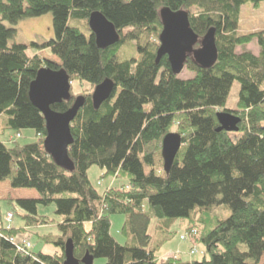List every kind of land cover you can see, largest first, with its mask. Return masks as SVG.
Segmentation results:
<instances>
[{
	"label": "trees",
	"instance_id": "trees-1",
	"mask_svg": "<svg viewBox=\"0 0 264 264\" xmlns=\"http://www.w3.org/2000/svg\"><path fill=\"white\" fill-rule=\"evenodd\" d=\"M263 1L0 0V120L5 116L0 122V181L38 193L36 198H8L21 210L24 226L10 224L15 213L9 211L8 222L0 204V264H64L69 239L78 259L88 253L94 261L106 258V264H264V29L243 32L239 27L242 7ZM165 7L187 11L199 39L216 29L213 66L203 68L189 55L185 66L194 76L182 78L173 73L167 55L157 62ZM94 11L115 25L118 43L107 48L96 44L89 27ZM49 12L54 38L10 44L18 29L5 22L17 24ZM71 19L84 20L89 32L71 25ZM129 41L135 42L139 57L120 60ZM254 41L259 54L237 51ZM31 47L34 53H29ZM42 50L60 62L42 56ZM43 67L64 68L72 83L80 84L81 90L74 94L72 87V99L55 103L54 110H68L78 94L86 97L71 123L72 171L46 151V120L29 96ZM106 79L115 88L95 108L92 93ZM235 81L240 83L238 108L229 109L225 105ZM221 110L241 118L239 131L217 130ZM27 129L37 136L31 143L1 139L6 132L21 137ZM170 132L180 133L183 144L166 172L162 143ZM95 165L103 177L119 183L101 191L89 176ZM220 204L228 205L231 214L212 221L210 207ZM50 205L58 217L40 211ZM194 212L202 225L180 238L194 236L207 256L183 261L178 250L161 259V247H150L152 219L190 218ZM113 214L126 215L122 231L131 234L132 244H121L112 235ZM52 224L59 233L38 229ZM34 235L53 244L56 252H35Z\"/></svg>",
	"mask_w": 264,
	"mask_h": 264
},
{
	"label": "water",
	"instance_id": "water-1",
	"mask_svg": "<svg viewBox=\"0 0 264 264\" xmlns=\"http://www.w3.org/2000/svg\"><path fill=\"white\" fill-rule=\"evenodd\" d=\"M160 13L163 30L157 50V62L167 55L171 69L177 75L184 69L189 55H192L194 61L203 68H209L216 63L218 47L214 27L210 28L202 39H199V35L191 27L187 11H176L165 7L161 9ZM89 27L100 48H107L118 43L121 39V34L115 25L99 11L91 13ZM198 43L200 46L196 47ZM114 88L115 83L111 79H106L98 84L92 93L94 107L99 108L111 96ZM71 89L72 81L67 71L64 68L52 69L50 67H43L38 71L29 89L31 101L42 111L46 120L44 147L59 166L69 171L75 167L69 156V146L74 141L71 123L85 104L86 97L84 95L76 96L72 106L64 112L54 110L52 105L64 100H71L73 97ZM217 117L219 120L218 131H239L241 118L238 115L222 110L217 113ZM182 144L183 138L180 133L170 132L165 135L162 143V156L166 172L170 171ZM65 255L64 264L94 263V258L88 253L82 259L75 256L74 244L71 239L66 243Z\"/></svg>",
	"mask_w": 264,
	"mask_h": 264
},
{
	"label": "rangeland",
	"instance_id": "rangeland-1",
	"mask_svg": "<svg viewBox=\"0 0 264 264\" xmlns=\"http://www.w3.org/2000/svg\"><path fill=\"white\" fill-rule=\"evenodd\" d=\"M84 20H77V19H71L70 24L73 26L79 27L82 31L85 33H88L89 30L84 28V25L82 24ZM5 24L9 27H15L18 29V33L15 36L14 39H11L10 44L14 42L18 43H26L30 44L32 41L36 42H45L50 40L51 38H54V27H53V13L49 12L42 16L37 17H31L26 18L21 21H19L17 24H12L9 22H5ZM240 30L243 32H249V31H256L264 29V1L259 5L255 6L254 3L248 2L242 7L241 11V17H240V23H239ZM200 43L196 45V47H199ZM244 50H250L256 54H259L261 52V48L258 45L257 41H254L250 44L243 45L237 48L238 52H242ZM35 49L33 47L29 48V53H34ZM40 54L46 58H49L55 62H60L57 56L50 54L46 50H42ZM133 57H139V53L137 51V47L134 41L127 42L123 48L120 51L119 59L120 60H126L131 59ZM194 76V73L189 70L186 66L180 73L179 77L182 78H189ZM80 84L79 82H73V93L76 94L78 91L81 90L79 88ZM240 91V83L238 81H235L232 87V90L230 92L229 98L227 100V103L225 105L226 108L229 109H237L238 108V94ZM73 94V95H74ZM81 95V94H78ZM77 95V96H78ZM222 111V110H221ZM5 116L0 120V122H3ZM17 137L18 142L21 144H28L36 140L37 136L34 130L27 129L22 131V136L19 135H11L9 132L5 133L4 137L5 140L9 139L10 141L14 140ZM104 171L99 166H92L89 169V176L92 182H94L98 188L103 191L106 189V187L109 186V184L112 181L111 176H105L103 177ZM119 179L116 180L115 183H119ZM0 183V204L2 207L3 214H8L9 211H13L15 213V219H14V225L17 226H24V221L21 216V210L18 206L12 205L8 198H29L32 197V194L30 192L26 191H32L31 189L26 188H13L9 181H1ZM6 183V184H5ZM55 207L54 205H50L47 207H41L40 211L43 213L46 212L47 214H50L51 216L58 217L57 214L54 212ZM8 212V213H7ZM197 213H200V210L197 208ZM231 214V209L226 204H220V205H214L210 207V215L211 220L213 216H216L218 219H225ZM111 233L116 238V240L121 244H132L129 235H125L123 233V226L126 222V215L124 214H113L111 216ZM13 221H11L10 224H12ZM195 219V212L193 213L192 217L190 218H153L149 227V234L152 236V241L150 247L158 246V248L161 247L159 250V256L161 259H165L166 255L165 253L168 252H176V251H182V254L188 253L190 251V246L193 245L194 248L197 249V252L194 253L192 256L188 255H181L183 261H191V260H203L204 257L207 256L205 253V246L204 244L197 240L194 236H191L193 240H187L183 241L180 238V235L184 233H189L190 227H196L199 230V224ZM44 230H41L42 232H52L54 234L59 233V228L57 224H52L46 226ZM41 235V234H40ZM33 244H34V251L39 252L40 250L46 252V253H55L57 250L56 247L53 244H45L41 237L38 235H34L33 238ZM165 240L162 246H160L159 241ZM264 261V257H263ZM107 259L106 258H97L95 259L94 264H106Z\"/></svg>",
	"mask_w": 264,
	"mask_h": 264
},
{
	"label": "crops",
	"instance_id": "crops-1",
	"mask_svg": "<svg viewBox=\"0 0 264 264\" xmlns=\"http://www.w3.org/2000/svg\"><path fill=\"white\" fill-rule=\"evenodd\" d=\"M256 54V53H255ZM7 133V132H6ZM4 137V135L2 136V138L1 139H5V138H3ZM1 182V181H0ZM116 182V180H113L112 179V181H111V183L109 184V185H111V186H114L115 184H117V183H115ZM0 184H2V183H0ZM6 184V183H5ZM32 191H26V192H30L31 194H32V197H34V198H36V197H38V193H37V191L36 190H34V189H31ZM13 225H14V221H13ZM17 227H19V226H17ZM45 228H47V227H41V228H38L39 230H44ZM193 247V245H191L190 246V249ZM56 252V251H55ZM173 254V252H168V253H165V255H166V258L168 257V256H170V255H172ZM185 255H188V253H184ZM183 254V255H184ZM95 262V261H94ZM94 264V263H93Z\"/></svg>",
	"mask_w": 264,
	"mask_h": 264
},
{
	"label": "built area",
	"instance_id": "built-area-1",
	"mask_svg": "<svg viewBox=\"0 0 264 264\" xmlns=\"http://www.w3.org/2000/svg\"><path fill=\"white\" fill-rule=\"evenodd\" d=\"M11 218H12V213L9 212L7 214V221L10 222L11 221ZM191 233L196 234L197 232H196V230L193 229ZM187 236L188 235H184V236H182V238L185 239V238H187ZM25 244H27V246H29L30 245V242L29 241H25ZM196 252H197V249L196 248H193V249H191L190 254L193 255Z\"/></svg>",
	"mask_w": 264,
	"mask_h": 264
}]
</instances>
